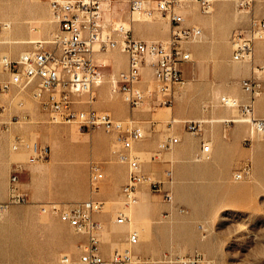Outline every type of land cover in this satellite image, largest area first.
<instances>
[{
	"label": "rangeland",
	"instance_id": "rangeland-1",
	"mask_svg": "<svg viewBox=\"0 0 264 264\" xmlns=\"http://www.w3.org/2000/svg\"><path fill=\"white\" fill-rule=\"evenodd\" d=\"M143 1L153 6V0ZM242 1L215 0L210 14H202L196 4L183 10L185 25L197 26L202 31L201 41L189 46L192 61L188 65L197 64L200 82L213 86L212 96L201 101L200 109L230 112L229 118H211L221 123L239 116L235 109L221 107L219 99L227 96L239 100L241 95L238 94L246 96L241 89V81L264 75V69L256 68L254 57L240 63L231 60V34L245 29L252 17L264 20V0H247V5L239 6ZM217 3L223 4L218 20L206 27L201 25L199 22L210 20L215 15ZM128 17L127 0H110L106 5L105 20L130 25L134 39L143 34L152 36L148 40L168 39L170 24L166 19L130 23ZM0 22L10 25L7 30L0 31V54L11 57L32 49L31 43L35 41L50 39L58 30L46 4L39 0H0ZM106 24L113 27L111 23ZM256 45L260 46L258 50L264 51V39L258 40ZM229 75L240 79L230 80ZM2 79L0 70V81ZM185 85L186 82L180 89L185 90ZM262 87L261 81V92ZM104 89L109 97L122 98L111 95L108 82ZM14 95L13 92L7 95L0 92V132L9 135L7 151L11 166L24 162L26 157L23 152L10 150V144L17 136L47 146L49 157L46 161L27 166L20 176L21 189L27 194L29 203L0 210V264H62L60 258L63 255L76 262L86 242L85 236L76 234L60 222L57 215L41 212L39 205L52 203L62 207L90 198L89 162H95L100 168L108 162L102 155V136H112L110 150L113 155L121 146L116 137L106 135L102 130L86 133L74 125L50 124L29 93L20 94L15 99ZM97 96L98 101L100 98ZM207 120L202 118L201 121ZM237 124L244 127V134L238 146L229 148L227 161L209 160L208 156L196 153L192 162L172 170L173 181L167 185L172 194L171 203L164 202L159 195L158 201L153 200L146 205L142 217L139 213L136 220L132 210L130 221L118 226L115 217L122 211V196L117 201H106L102 211L94 216L100 225L98 237L102 252L111 254L123 250L127 234L135 231L140 243L134 248V254L141 264H178L176 258H188L193 254L201 255L210 264H264V145H258L264 142V135L250 136L247 124ZM136 126L147 135L143 126ZM200 133L192 136L198 137ZM72 137L75 141L86 137L88 144L80 150V146L72 143ZM135 146L132 153L141 162L160 160L152 158L157 146L149 152ZM244 164L250 165V176L234 182L233 172ZM101 170L106 179L105 172ZM164 170L161 171L162 176ZM8 178L5 179L0 167V203L4 201L2 194L5 184L7 190ZM259 180L263 184L256 185ZM110 183L118 184L116 172L112 173ZM137 205L134 204L133 209Z\"/></svg>",
	"mask_w": 264,
	"mask_h": 264
},
{
	"label": "built area",
	"instance_id": "built-area-1",
	"mask_svg": "<svg viewBox=\"0 0 264 264\" xmlns=\"http://www.w3.org/2000/svg\"><path fill=\"white\" fill-rule=\"evenodd\" d=\"M39 1L46 4L51 20L58 30L50 39L31 43L32 49L15 57L0 54V70L3 74L0 92L4 95L15 93L14 99L20 94L29 93L50 124L74 125L79 131L86 133L102 130L107 134H114L121 146L114 154L127 167L126 183L121 189L123 205L126 208L136 203V188L143 182H148L152 192L159 194L164 202L171 203V191L163 185L172 183V170H164L163 180L144 176L141 173L140 158L132 153L134 145L146 138L144 131L132 120H117L109 113L94 108L96 90L105 81L104 75L99 71L101 66L95 61V55L110 50L125 54L126 69L110 75L107 82L111 95L121 96L130 109L141 106L146 98L151 99L152 108H171L177 90L185 83L181 67L192 61L189 46L202 39L199 27L185 25L183 10L196 4L202 14H210L215 0H153V6L143 0H127L130 23L155 19H166L169 22L170 33L165 41L134 39L129 26L108 27L100 9L102 0ZM247 4L248 1L243 0L239 6ZM133 14L139 15L140 19L133 20ZM9 27V23L0 22V31ZM263 39L264 20L250 18L245 29L231 34V60L236 63L251 61L255 43ZM145 67L151 69L152 83L141 88L142 71ZM241 89L247 96L244 102L227 96L219 99L221 107L235 109L239 116L235 120L222 123H245L250 136H263L264 119L256 116L254 104L261 94L258 78L242 80ZM17 105L21 106V103ZM171 121L170 124L178 122ZM183 123L192 135L200 133L202 121L187 120ZM177 141L176 137L162 140L152 158L159 159ZM210 148L209 143H202L201 155L207 157ZM10 150L23 152L26 157L24 162L14 163L10 168L7 200L0 203L1 211L11 205L29 203L27 194L21 189L20 176L27 166L46 161L49 157L47 146L19 136L11 142ZM250 173V165L244 164L233 172L232 180L243 181ZM103 180L101 168L91 161L88 176L90 198L64 204L62 207L52 203L39 205L41 212L57 215L60 222L86 238L76 262L63 255L60 258L62 264H141V260L134 254V248L140 243L139 235L135 231L127 234L123 250L113 251L108 256L101 250L98 237L100 225L94 220V216L103 209V203L95 198L100 192ZM129 221V216L123 210L115 217L118 225H125ZM175 262L210 264L199 254L176 258Z\"/></svg>",
	"mask_w": 264,
	"mask_h": 264
},
{
	"label": "crops",
	"instance_id": "crops-1",
	"mask_svg": "<svg viewBox=\"0 0 264 264\" xmlns=\"http://www.w3.org/2000/svg\"><path fill=\"white\" fill-rule=\"evenodd\" d=\"M222 7L223 4L217 3L215 5V15L210 20H203L199 23L205 26L210 22H216L218 20L219 12ZM151 37L152 36L150 35L143 34L138 38L140 40H148ZM259 47L260 46L256 45L255 43L253 57L255 60V65L257 66L256 68L258 70H261L264 69V51L258 50L260 49ZM195 49L196 48H193V51H195ZM95 61L98 65L101 66L99 68V71L104 75L105 81L103 83V86L96 90V95H99L100 100L95 101L94 108L99 111L109 113L113 118L117 120H132L135 125L143 126L147 135L142 142L136 143V149L143 152H149L153 151L161 140H165L166 138L171 137H176L178 140L170 150L164 151L162 153L160 160L141 162V173L144 176L150 177L154 180H163L161 174L162 169L170 168L171 170H177L182 166L183 163L186 164L192 162V157L196 153H198V155L201 154L200 145L202 143L207 142L211 146L207 158L209 160L211 158L213 160H219V162L227 161L230 157L228 151L229 148L238 146L241 143L242 136L244 134V127L241 124L236 123L233 125H224L219 122L218 119H211L216 117L229 118V116L231 115L230 112L224 110L214 111L212 109L203 111L202 109H200L201 101L212 96L213 86L207 82H200V68L197 64L194 66L188 65V63L182 65L181 74L184 82H186V89H180L179 92L177 91L179 93V96L176 100H174L175 103L173 104L172 108H152L151 99L146 98L141 106L130 109L122 98L113 99L107 95L104 89V84H106L107 78L110 75H116L117 73L126 69L127 58L125 54L119 52L118 50H110L103 53H97L95 55ZM142 73L143 79L140 87L145 88L147 85H151L152 83L151 69L145 67ZM255 77L258 78L260 87L261 81L263 86L260 98H257L258 100L255 99L254 102L255 113L258 118L264 119V75L262 76V78L258 76ZM229 79L239 80L240 78L229 75ZM238 95H241L239 99L241 102L246 101L247 97L244 94ZM147 107L148 110L146 109ZM169 118L170 120L173 119V121L175 122H177L178 120L179 122L170 124L168 121ZM202 118H207L208 120L202 121L200 136H192V134L186 130L183 122L187 120L201 121ZM105 134L113 135L114 138L116 137L114 134ZM102 140V155L103 158L108 162L106 165H103L101 169H103V171L105 172L106 179L104 176L102 187H100V192L95 196V198L101 201L104 206V203L106 201H117L119 199L122 189L121 185H124L126 183L127 167L125 164L119 162L116 155H113L110 150V146L113 141L112 136H102ZM8 141V133L3 131L0 132V167L4 171L6 180L9 177L11 166L10 157L7 151ZM71 141L72 143L80 146V150L88 144V138L86 137L77 138L76 141L75 139L73 140L72 137ZM258 145H260V143ZM72 167L73 166L71 165V168ZM71 168H69V170H71ZM113 172H116L118 176V184L116 186L110 183V177H112ZM259 182L260 180L255 184L259 185ZM163 187L165 189L168 188L167 184H164ZM248 187L249 186H245L244 188ZM2 197V200H4L2 202H5L7 200L6 184L4 185ZM136 197V203H138L139 205L134 207V209L133 207H131L130 210V212L134 210L136 220L139 213L142 217V211L145 210L144 208L146 207V205H148V203L152 202L153 200L158 201L160 199L159 194L152 192L151 185L148 182H143L136 188ZM121 230L124 231V229H120V231ZM108 254L109 252L107 251L104 253V255L106 256H108Z\"/></svg>",
	"mask_w": 264,
	"mask_h": 264
},
{
	"label": "bare ground",
	"instance_id": "bare-ground-1",
	"mask_svg": "<svg viewBox=\"0 0 264 264\" xmlns=\"http://www.w3.org/2000/svg\"><path fill=\"white\" fill-rule=\"evenodd\" d=\"M109 2H110V0H102V2H101V5H100V9H101V13H102V15L104 16V13L106 12V5H109ZM133 16V20H138V19H140L139 17V15H137V14H133L132 15ZM134 16H136L137 18H134ZM105 22L106 23H111V25L113 26V27H115V28H119V27H121V26H125V27H127V26H129L130 27V25H125V24H123V23H114V22H112V21H106L105 20ZM19 31H21V30H19ZM31 42V41H30ZM16 43H19V42H17L16 41ZM21 43V42H20ZM173 121V120H172ZM171 121V122H172ZM173 122H175V121H173ZM75 138L73 137V140H74ZM260 141V140H259ZM260 145L261 146H263L264 145V142H260ZM260 184H263V182H259V185ZM131 207L132 206H129L128 208H126L124 205H123V207H122V210L129 216V213H130V210H131ZM131 219V218H130ZM116 224V223H115ZM116 225H118V224H116ZM120 226H122V225H120Z\"/></svg>",
	"mask_w": 264,
	"mask_h": 264
}]
</instances>
